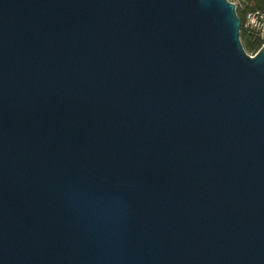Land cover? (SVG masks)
<instances>
[{
    "label": "water",
    "instance_id": "obj_1",
    "mask_svg": "<svg viewBox=\"0 0 264 264\" xmlns=\"http://www.w3.org/2000/svg\"><path fill=\"white\" fill-rule=\"evenodd\" d=\"M232 0H0V264H264V45Z\"/></svg>",
    "mask_w": 264,
    "mask_h": 264
},
{
    "label": "built area",
    "instance_id": "obj_2",
    "mask_svg": "<svg viewBox=\"0 0 264 264\" xmlns=\"http://www.w3.org/2000/svg\"><path fill=\"white\" fill-rule=\"evenodd\" d=\"M233 1V0H232ZM236 3V8L238 1L234 0ZM241 5V4H240ZM243 8V19L241 20V29L244 30L246 35L250 38L252 42L261 41V46L264 45V7L263 8ZM261 46L254 50L251 54L254 55Z\"/></svg>",
    "mask_w": 264,
    "mask_h": 264
},
{
    "label": "trees",
    "instance_id": "obj_3",
    "mask_svg": "<svg viewBox=\"0 0 264 264\" xmlns=\"http://www.w3.org/2000/svg\"><path fill=\"white\" fill-rule=\"evenodd\" d=\"M238 1V5H237V13L240 17V19H243V8L241 7V5L245 6L246 8H263L264 7V0H236ZM241 4V5H240ZM241 40L243 42V45L245 47L246 50L248 51H254L256 49H258L262 42L258 41V42H252L250 40V38L246 35V33L244 32L243 29H241Z\"/></svg>",
    "mask_w": 264,
    "mask_h": 264
},
{
    "label": "rangeland",
    "instance_id": "obj_4",
    "mask_svg": "<svg viewBox=\"0 0 264 264\" xmlns=\"http://www.w3.org/2000/svg\"><path fill=\"white\" fill-rule=\"evenodd\" d=\"M234 1V0H233ZM248 51V50H247ZM250 54L252 53V51H248Z\"/></svg>",
    "mask_w": 264,
    "mask_h": 264
}]
</instances>
